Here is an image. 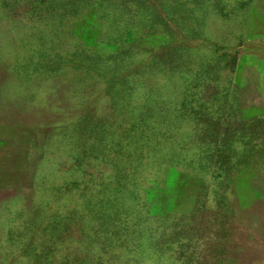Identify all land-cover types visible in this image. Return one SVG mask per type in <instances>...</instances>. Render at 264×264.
I'll list each match as a JSON object with an SVG mask.
<instances>
[{
  "label": "rangeland",
  "instance_id": "374dc122",
  "mask_svg": "<svg viewBox=\"0 0 264 264\" xmlns=\"http://www.w3.org/2000/svg\"><path fill=\"white\" fill-rule=\"evenodd\" d=\"M0 264H264V0H0Z\"/></svg>",
  "mask_w": 264,
  "mask_h": 264
}]
</instances>
